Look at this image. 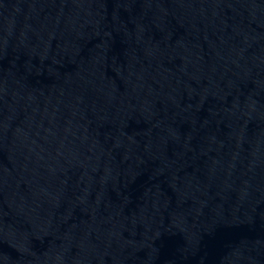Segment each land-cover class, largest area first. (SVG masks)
Instances as JSON below:
<instances>
[{"label": "water", "instance_id": "95a60500", "mask_svg": "<svg viewBox=\"0 0 264 264\" xmlns=\"http://www.w3.org/2000/svg\"><path fill=\"white\" fill-rule=\"evenodd\" d=\"M0 264H264V0H0Z\"/></svg>", "mask_w": 264, "mask_h": 264}]
</instances>
